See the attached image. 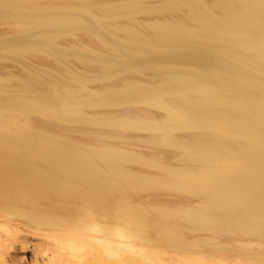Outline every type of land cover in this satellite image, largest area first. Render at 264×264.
<instances>
[{"label":"bare ground","instance_id":"obj_1","mask_svg":"<svg viewBox=\"0 0 264 264\" xmlns=\"http://www.w3.org/2000/svg\"><path fill=\"white\" fill-rule=\"evenodd\" d=\"M28 228L48 264H264V0H0V234Z\"/></svg>","mask_w":264,"mask_h":264},{"label":"rangeland","instance_id":"obj_2","mask_svg":"<svg viewBox=\"0 0 264 264\" xmlns=\"http://www.w3.org/2000/svg\"><path fill=\"white\" fill-rule=\"evenodd\" d=\"M46 243L48 241L33 228L22 230L14 238H11V234L2 233L0 234V246L2 245L0 262L4 264H48L49 256L52 255L55 246ZM45 248L50 249L47 254Z\"/></svg>","mask_w":264,"mask_h":264}]
</instances>
